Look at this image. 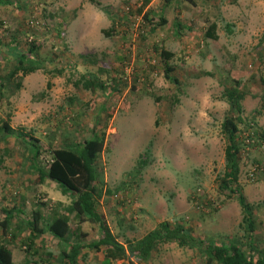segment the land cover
Here are the masks:
<instances>
[{
    "label": "rangeland",
    "instance_id": "1",
    "mask_svg": "<svg viewBox=\"0 0 264 264\" xmlns=\"http://www.w3.org/2000/svg\"><path fill=\"white\" fill-rule=\"evenodd\" d=\"M0 1L10 3L0 4L2 43L10 45L13 35H21L24 44L25 34H35L43 46L41 58L55 61L49 69L66 71L61 77L39 71L23 78L22 88L0 104V117L13 129L38 139L44 148L83 142L94 130L105 134L106 151L98 163L105 183L99 210L119 241L140 240L169 221L185 224L204 241L222 244L236 239L247 247L239 202L221 189L227 170L222 124L231 114L228 85L246 95L244 121L264 132V0L182 4L175 16H168L171 23L165 31L149 35L146 30L145 42L138 34L143 15L132 18L127 25L132 31L127 30L125 37L107 38L102 32L111 27L110 19L86 0ZM96 1L124 15L128 9L138 10L145 0ZM163 5L164 0H149L146 11L158 15ZM50 14L55 18L49 19ZM175 17L191 29L181 38L173 37ZM64 20L70 27L63 41L53 30ZM214 23L218 39L205 42L204 35ZM158 41L165 42L175 60L184 58L173 63L174 75L182 83L180 91L165 80L162 66L155 64L158 59L152 47ZM81 55H96L97 61L83 60ZM4 65L0 68L7 69ZM151 70L146 80L144 75ZM90 73L108 89L85 90L79 81L83 75L88 79ZM6 140L0 141V220L3 209L15 206H23L25 215L20 218L26 219L39 201L48 205L42 209L48 221L54 217L52 211L66 214L71 197L53 182L37 184L25 147L14 138ZM248 150L240 163L239 183L248 201L261 207L254 238L257 247L264 249V141ZM142 156H147L146 161ZM40 160L47 166L49 156L43 154ZM255 169L258 172L252 177ZM70 218L76 229L75 219ZM81 232L87 235L85 243L98 237L91 224L83 225ZM36 243L42 252L56 256L66 247L47 236ZM8 246L16 264L34 260L20 240ZM102 261V255L93 254L92 264ZM146 264H206V260L190 247L172 244Z\"/></svg>",
    "mask_w": 264,
    "mask_h": 264
},
{
    "label": "trees",
    "instance_id": "2",
    "mask_svg": "<svg viewBox=\"0 0 264 264\" xmlns=\"http://www.w3.org/2000/svg\"><path fill=\"white\" fill-rule=\"evenodd\" d=\"M86 2L96 6L110 19L111 27L102 32L107 38H117L122 37V35L125 37L129 32L127 30H131V27L129 28L127 25L130 21H133L132 18L136 15H143V19L138 26V34L140 39L145 42L149 33L155 34L158 30L165 31L168 28L171 23L168 16L172 13V16H175L181 10L182 4L195 7L198 0H164V5L158 15L152 10L146 11L149 0H145L143 5L136 11L128 9L124 15L114 13L96 0H86ZM0 4L10 5L9 2L1 1ZM45 10L46 8H44V12ZM43 15L45 16L46 13ZM54 18V15H49V19ZM74 21L75 19L72 20V23ZM35 24L32 21L31 25L35 26ZM69 27L70 24L67 20L59 21L53 30V35L58 40L64 41ZM172 29L175 38H181L188 31H191L189 27L180 24L179 17H175ZM217 29L216 23L210 25L204 35L205 42L218 39ZM226 29L230 34H233L231 25L227 24ZM123 30L125 31L122 32ZM25 35L24 44L20 43L21 35H13L10 45H4L2 43L4 37L0 35V66L6 62L4 67L7 68H0L1 105H3L5 99L9 98L11 93L13 94L15 90L22 88L23 78L39 71L48 75L56 74L60 77L66 72L63 67L50 70L49 68L52 64H55V61L54 59L47 61L41 58L40 54L43 46L38 42L37 35L34 34V36L29 32ZM152 50L158 59L155 64L162 66L165 80L172 86L178 87V91H180L182 83L174 75L176 67L173 63L175 61L183 62L184 58L175 60V54L166 48L164 41L154 43ZM56 57L60 59L59 55ZM80 58L91 62L97 61L96 55H81ZM12 61L13 65L10 66L9 62ZM157 66L154 69H158ZM152 72L153 70L145 73L146 80L150 78ZM85 76L83 75L82 81H79L85 90L99 92L108 89V85L105 86V82H100L98 76L94 73H90L88 79ZM111 81L115 82L113 79ZM261 82L264 85V77H262ZM225 89L231 114L226 117L222 124V131L227 140L225 150L227 170L221 179V189L231 193L239 202L243 214L242 224L248 234L245 237L246 240H249L247 247L243 241L236 239L222 244L204 241L195 237L192 230L187 228L185 224H173L169 221L158 224L153 231L140 240L126 239L124 242L119 241V238L112 232L106 216L99 210V199L105 193V183L101 179L98 163L106 151L105 134L100 136L94 130L92 136L86 138L83 142L44 148L38 139L13 129L8 121L0 117V141L14 138L25 147L31 160L30 169L38 176L37 184L41 185L46 181L53 182L62 190L65 196L72 199L71 205L65 210L66 214L58 210L52 211L54 217H51L50 221L43 213L42 209L48 207L43 201H39L37 207L26 219L20 218V215H25L23 206L3 209L1 211L3 218L0 220V264H16L14 251L8 245L17 240H20L25 253L34 258L32 261L28 259L26 264H80L82 256L87 251L96 256L102 255V264H115L118 262L146 264L164 246L172 244H176L181 249L190 247L198 251L205 257L206 264H264V249L257 247L254 238L257 223H260L258 217L261 207L259 204L254 205L248 201L239 183L240 163L244 159L243 156L245 153H249L248 149L264 141V132L258 131L253 122H246L242 117V103L246 98L245 93L237 91L235 88L232 90L228 85ZM174 102H178V99L175 98ZM242 126H245V128H242ZM43 154L49 156L47 166L41 163L40 158ZM145 158L142 156L141 160L146 161ZM256 172H258L257 169L251 176L255 177ZM71 216L76 221V229L73 228ZM86 224H91L98 233L97 239L91 243L84 242V237L87 235L81 232V227ZM24 232L28 233L25 237H22ZM45 236L66 246L58 256L51 252H42V249L36 247L37 240Z\"/></svg>",
    "mask_w": 264,
    "mask_h": 264
},
{
    "label": "crops",
    "instance_id": "3",
    "mask_svg": "<svg viewBox=\"0 0 264 264\" xmlns=\"http://www.w3.org/2000/svg\"><path fill=\"white\" fill-rule=\"evenodd\" d=\"M111 228V227H110ZM112 230V229H111ZM113 232V231H112ZM114 233V232H113ZM91 256L90 260L88 263L87 262V256ZM93 262V254L89 253V251L86 252V254H84L81 258L80 264H92ZM117 264H123V262H118Z\"/></svg>",
    "mask_w": 264,
    "mask_h": 264
}]
</instances>
